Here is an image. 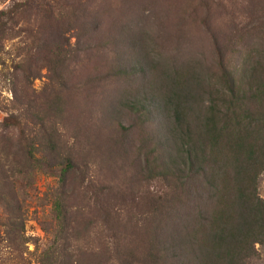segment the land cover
Wrapping results in <instances>:
<instances>
[{
    "label": "rangeland",
    "instance_id": "1",
    "mask_svg": "<svg viewBox=\"0 0 264 264\" xmlns=\"http://www.w3.org/2000/svg\"><path fill=\"white\" fill-rule=\"evenodd\" d=\"M19 10L0 50V264H161L164 232H145L161 192L145 165L170 112L150 83L263 54L264 0H0ZM65 41L84 50L52 70L42 60ZM68 159L61 233L52 203ZM256 249L249 264H264Z\"/></svg>",
    "mask_w": 264,
    "mask_h": 264
},
{
    "label": "trees",
    "instance_id": "2",
    "mask_svg": "<svg viewBox=\"0 0 264 264\" xmlns=\"http://www.w3.org/2000/svg\"><path fill=\"white\" fill-rule=\"evenodd\" d=\"M20 12H0V50L1 41L14 33L8 22L13 25ZM82 50L68 41L53 44L42 62L61 69ZM232 58L220 60L207 77L181 80L178 73L164 78L160 72L150 83L149 94L156 99L161 91L170 112L164 139L149 138L154 148L145 165L146 179L156 181L161 192L151 198L145 219V232H164L158 239L161 264H249L259 256L256 247H264V199L258 194L264 173V53ZM23 62L16 66L26 73ZM142 107L137 111L149 106ZM71 168L68 159L52 203L61 233ZM61 239L62 234L55 245Z\"/></svg>",
    "mask_w": 264,
    "mask_h": 264
}]
</instances>
